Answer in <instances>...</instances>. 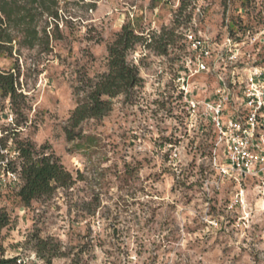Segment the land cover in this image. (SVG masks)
<instances>
[{"label": "rangeland", "instance_id": "obj_1", "mask_svg": "<svg viewBox=\"0 0 264 264\" xmlns=\"http://www.w3.org/2000/svg\"><path fill=\"white\" fill-rule=\"evenodd\" d=\"M58 1L62 38L51 54L38 47L0 54V71L15 68L26 97L19 110L0 97V147L13 152L16 140L32 142L59 157L76 182L29 207L17 195L22 183L0 185V208L11 217L0 234V257L36 252L42 264H264V219L254 194L231 207L233 186L205 192L202 179L212 171L190 148L199 141L189 142L170 114L172 79L187 54L185 30L218 43L230 37L264 62V0H197L183 13L180 0ZM125 24L154 37L153 47L138 45L129 54L144 86L133 102L116 98L106 117L85 121L77 130L82 137L69 141L64 128L79 73L107 71V45ZM164 33L173 39L160 54L155 48ZM10 114L13 124L5 121ZM37 238L47 240L44 257Z\"/></svg>", "mask_w": 264, "mask_h": 264}, {"label": "built area", "instance_id": "obj_2", "mask_svg": "<svg viewBox=\"0 0 264 264\" xmlns=\"http://www.w3.org/2000/svg\"><path fill=\"white\" fill-rule=\"evenodd\" d=\"M184 45L170 114L187 140L199 141L190 148L204 155L212 171L211 178L203 177V189L214 194L233 186L231 207L244 205L251 191L264 219V62L251 59L230 37L218 43L187 29ZM5 121L13 124V115ZM0 152V185L21 184L19 171L9 168L18 152ZM13 257L17 264H42L36 252Z\"/></svg>", "mask_w": 264, "mask_h": 264}, {"label": "trees", "instance_id": "obj_3", "mask_svg": "<svg viewBox=\"0 0 264 264\" xmlns=\"http://www.w3.org/2000/svg\"><path fill=\"white\" fill-rule=\"evenodd\" d=\"M180 1L179 11L183 13L197 0ZM59 20L58 0H0V54L13 56L22 48L37 47L43 53L51 54L53 42L62 38ZM169 39L166 41V33L160 36L159 41L163 43L155 48L160 54L167 53V45L173 36ZM138 45L153 47L154 37L146 38L125 24L107 45V71L95 76L79 73L75 86L76 106L64 128L69 141L82 137L81 131L77 130L85 121L106 117L113 110L116 98L133 102L137 97L139 89L144 86V78L139 66L129 60V54ZM13 70L15 68L0 71V97L9 99L12 107L19 110L26 97L19 91V75ZM3 137L0 136V140ZM13 151L18 154L11 158L9 168L20 173L22 184L17 195L25 207L31 206L33 201L51 197L58 188H70L75 184L76 178L59 157L39 152L32 142L16 140ZM8 155L11 156L9 150ZM3 156L0 152V159ZM17 161L19 163L12 167ZM10 220L8 212L0 208V234ZM35 248L44 257L48 250L47 240L37 238ZM0 264H17L16 257L2 255Z\"/></svg>", "mask_w": 264, "mask_h": 264}]
</instances>
